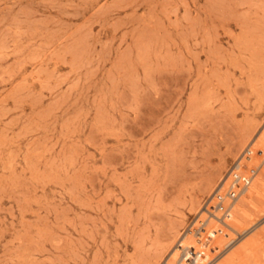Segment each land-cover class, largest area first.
<instances>
[{"label": "rangeland", "instance_id": "obj_1", "mask_svg": "<svg viewBox=\"0 0 264 264\" xmlns=\"http://www.w3.org/2000/svg\"><path fill=\"white\" fill-rule=\"evenodd\" d=\"M262 143L264 0H0V264H177L248 145L203 255L264 264Z\"/></svg>", "mask_w": 264, "mask_h": 264}, {"label": "built area", "instance_id": "obj_2", "mask_svg": "<svg viewBox=\"0 0 264 264\" xmlns=\"http://www.w3.org/2000/svg\"><path fill=\"white\" fill-rule=\"evenodd\" d=\"M253 152L248 145L240 156L232 162L228 172L218 182L214 191L204 200L202 209L198 217L188 227L187 232H192L197 237L205 230L211 219L217 221L220 226L217 231L225 236V230H229L226 218L234 202L247 189L251 178L244 177L241 172L243 160L248 159ZM244 233H236V237L230 239L222 249L211 257L204 258L203 253L194 247H183L180 250L177 264H215L224 252Z\"/></svg>", "mask_w": 264, "mask_h": 264}, {"label": "bare ground", "instance_id": "obj_3", "mask_svg": "<svg viewBox=\"0 0 264 264\" xmlns=\"http://www.w3.org/2000/svg\"><path fill=\"white\" fill-rule=\"evenodd\" d=\"M263 149H264V143H262L260 146L257 147L258 151H262ZM247 160H248V162H246ZM250 160H252V156L251 155L249 156L248 159L243 160V164H242V168H241L242 172H244V167H246V166L250 167V165H251V161ZM259 187H260V185L256 186V190L259 189ZM252 188H253V186H252ZM246 194L247 195L245 196V199L250 201L251 198L253 197V190L248 189L246 191ZM241 209H242L241 203H237V204H235V206L233 208V211H231V213H229V216H228V218L226 220V223H227V226L230 227L231 229H233V222H236L238 220L236 215H235V212L238 211V210H241ZM212 220H214V219H211L208 222L205 230L201 233L200 237H197V236L193 235L194 236V241H192V239L189 238L190 239V244L188 245L189 247H194L195 248L196 244H197V246L199 247L198 250H200L202 253L203 252H207L208 250L212 249V247H210V245L213 242V239L218 236L216 234L219 233L217 231V229H215L213 224L211 223ZM180 247L181 246H179V248Z\"/></svg>", "mask_w": 264, "mask_h": 264}]
</instances>
